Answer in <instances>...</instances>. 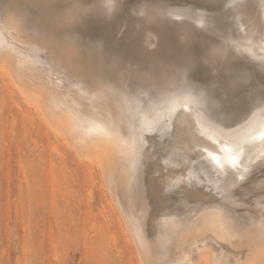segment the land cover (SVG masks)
<instances>
[{
	"label": "rangeland",
	"instance_id": "1",
	"mask_svg": "<svg viewBox=\"0 0 264 264\" xmlns=\"http://www.w3.org/2000/svg\"><path fill=\"white\" fill-rule=\"evenodd\" d=\"M100 1L0 0V65L3 61L10 63L17 68L19 78L32 82L29 87L43 90L50 112L59 113L67 106L71 115L82 118L90 127L94 126V115L107 114L127 103L135 104L136 116L149 113L153 103L139 78L156 82L171 70L181 74L187 86L198 90L202 100L197 104L202 111L215 110V115L206 113L231 128L251 110L254 99L264 96V15L260 11L247 15L243 5L252 0H120L121 7L113 13L104 11ZM139 4L147 12L138 13ZM192 6L199 9V15H193ZM151 32L159 34L153 44L145 39ZM13 84L0 69V264H141L145 256L122 213V182L116 180L110 185L102 180L105 178L99 168L79 158L67 141L58 142L38 118V104L37 114L33 104L29 110L19 85ZM84 100H93L91 106ZM188 102L180 99L174 111L157 117L156 130L146 132L143 183L150 204V240L163 230V212L183 207L178 201L181 194L193 205L203 199L214 201L218 196L184 182L185 171L201 157L200 152L222 159L229 150L225 140L199 126L192 112L194 105ZM56 142L61 144L60 153L54 149ZM244 151V145L238 147L235 157ZM260 162L264 163V157L253 165L244 162L237 166L252 174ZM245 184L254 189V183ZM248 209L254 210L243 205L238 211L245 213ZM219 242L231 252L232 259L240 250L242 255L247 253L246 247L238 249L227 241ZM211 243L220 248L218 242ZM89 247H93L92 252ZM172 247L166 242L155 249L157 262L149 263L173 264L176 255ZM197 252L194 258H198ZM55 253H59L58 258Z\"/></svg>",
	"mask_w": 264,
	"mask_h": 264
},
{
	"label": "bare ground",
	"instance_id": "2",
	"mask_svg": "<svg viewBox=\"0 0 264 264\" xmlns=\"http://www.w3.org/2000/svg\"><path fill=\"white\" fill-rule=\"evenodd\" d=\"M100 2H101L100 4H102L101 6H103V10L106 11L107 13H111V12L113 13V11L121 7L120 0H101ZM136 7L141 8L137 11L138 13L147 12L145 7L142 8L141 4H139ZM156 8H153V9L155 10ZM243 8L246 10L247 15H250L251 13L255 14L257 13V11H260L264 15V0H252L251 2L244 4ZM17 9H18V6H17ZM134 9L135 8H133V10ZM190 10L193 13V15L200 14L199 9L195 6H192ZM13 33L15 32L13 31ZM151 33L152 35L145 37V39L147 43L153 44L154 39L157 38L159 34L157 32H151ZM4 37L5 36H3V39ZM2 41H1V44H2ZM11 49L14 50V48H11ZM8 52H9V49H8ZM8 52L6 54H8ZM14 54L17 55L16 53ZM104 60H101V61H104ZM24 61L25 60L21 62L23 63ZM0 69L2 73H5V75L9 77L11 82L19 85L18 86L19 89L18 88L17 89L19 90L22 97L26 99L25 101H28V103L27 102L26 103L29 104L30 106V108L28 107L29 110H32L33 105H34L33 109H35L34 111L35 113L39 109L38 118H40L42 121L45 122L46 128L51 133L54 134V136L58 139V142H60V140L67 141L75 149V151L77 152L76 155H78L79 158L81 159L83 158L85 161H87L90 167H98L99 168L98 170L101 172V174H103L105 178L103 179L101 177L102 180H106L110 185L113 184L116 180H120L122 182L121 183L122 185L121 197H122V204L124 207V210H123L124 212L122 211L121 212L125 214L124 217L126 218V222L130 229L131 236L135 239L134 241L138 243V245L140 246L142 250L141 252L143 253V256H145V259L143 258L140 259L141 264H150L151 262L156 260L157 256H155L153 251L159 247H163L166 242L167 243L171 242L173 246L175 247V248L174 247L171 248V249L174 248L175 252H173V254L175 253L176 255V257H174L175 259L172 258L174 259L173 264H264V163L260 162L257 165L256 170H254L252 174L248 173L247 171L241 170L240 169L241 166H237L238 163L242 164L244 162H247L250 165H253L254 162L256 161L258 162L261 158L264 157V96L254 99V101H252L253 104L251 105L249 103L248 105H250L251 110L248 111L246 115L244 114L245 117H243V119L239 121V124L237 126L231 128V127H228V125L225 126L226 124L223 125L220 122L215 121L218 117L217 118L215 117L216 119L214 120V116H213V118L211 119V115L209 116L208 114L212 111L207 112L208 109L205 110V112L202 111L203 107L201 108L197 104L199 100H202L201 96L198 93V90H193L192 88L187 86L181 74H175L172 70L167 71L166 73H164L162 79L160 78L161 79L160 81H156L157 80L156 79L155 80L156 82H154L152 79L151 81L148 79L145 80V78L144 79H141V77L139 78L138 76L140 75L135 74L134 72L136 71H134L133 73L140 79V81L142 80L141 83L140 81H137V82L142 84V86L144 87L143 90L147 93V95L151 99V102L153 103L152 110L149 107L151 112L142 113V115L136 116L138 112L137 114L135 113L136 112V110H134L135 104H133L134 105L133 106L132 104L127 103L126 105H121L118 108L115 107L111 111L109 110L107 114L102 115L100 113V114L94 115L95 122L91 120L94 126L90 127L88 124L85 123V121L82 118L73 116L74 114L71 115L69 112V108L67 106H63L59 113L50 112L48 109L49 104H48L47 96L44 93V91L39 88H31L33 85L29 87V85L32 82L28 84L27 82L19 78L17 74L15 73V69L17 68L13 69L10 63L3 61L0 65ZM141 69L144 70L143 68ZM141 73H142L141 74L142 76L143 71H141ZM145 74L147 75L149 73H145ZM130 78H133V77H130ZM257 79H259V77ZM34 81L38 82L36 80ZM134 81L136 80L134 79ZM128 89H130V87H128ZM113 91L114 90H112V92ZM66 92H69V90ZM124 93L126 94V91H124ZM134 93H130V94L132 95ZM60 94L62 95V93ZM116 94L118 93L116 92ZM102 95L104 96V94ZM1 96H2V93H1ZM81 96L82 95H80V97ZM148 96H146L147 100H148ZM180 99H185L193 103L194 105V110L192 111L194 112L193 116L195 117L194 119H196V122L200 124L199 126H203V128L209 129L211 133L225 140V142L229 146V150L226 153L224 152L222 159H218L215 156L211 157L210 154H204L203 152H200L201 157L193 161V163L189 165L190 169L186 168L187 172L185 171L184 173L185 176L183 175L185 178H187V182L186 180L184 182L188 184H193V186L195 185L196 187L200 189L199 191H203L206 194L207 192L217 193L218 196L216 200L215 198H214V201H211V198H210V201L209 200L204 201L205 199H203V201H197L195 205H193L191 201L189 202V200L183 198L181 194V198L178 201H180L183 204V207L175 211L173 210L164 211L161 216V224H162L163 230H161L159 234L153 240H150L147 235V231H148V219L147 218L149 216L150 204L145 195L144 191L146 190L144 188L145 186L143 183V168H144L143 167V164H144L143 153L145 150V146L147 145L146 144V138H147L146 132L155 129L159 124L157 123V117L160 116L165 111L168 112L172 108L175 109L174 107L177 105V103H179ZM11 100L12 99H10L9 101ZM65 101L67 102L66 99ZM92 101L93 100L88 101L90 102L89 103L90 106L92 104L91 103ZM4 102H5L4 105H7L6 104L7 101L4 100ZM85 102H87V100ZM206 102H209V101H206ZM249 102L251 101L249 100ZM36 103L39 106L37 110H36L37 108ZM78 103H80L81 105V99ZM112 103L113 102H111L110 105ZM59 104L61 103L59 102ZM200 105H202V103ZM144 106H142V109L147 110L146 108H143ZM146 106L148 107L149 105H146ZM179 106L178 108H180ZM1 109L2 108H0V111ZM173 109L172 111H174ZM223 110H221L220 108V111H223ZM5 111H7V109ZM91 112L92 111L90 110V113ZM91 114L93 115V113ZM86 115H88V113ZM214 115H215V112H214ZM219 116L222 117L223 116L222 113L221 115L219 114ZM30 118L33 120L32 117ZM167 120H170V119H167ZM168 125H171V124H168ZM167 127L170 128L169 126ZM160 128L162 127L160 126ZM200 128L201 127H199V129ZM147 134L152 135V133L150 132ZM165 135L166 136L164 138L167 137V134ZM196 136H197V133H196ZM206 144L208 143L206 142ZM242 145L245 146V151L239 154L237 157H235L236 154L234 153V150L237 149L238 147H241ZM60 148H61V144L56 142V146L54 149L60 153L61 152ZM235 160H238V161L236 162ZM246 182H249L250 184L254 183V186H253L254 189L250 188V186H247L249 184H245ZM108 183H105V184L107 185ZM110 188H108V190ZM112 190H114L113 192H115L116 189H112ZM118 197L119 196H117L116 198ZM243 205H249L250 207H253L254 210L248 209L245 213H241L238 210ZM119 206L121 205L119 204ZM120 209L122 210V208ZM205 235L210 236L209 240L210 238L213 239L211 242H214V241L218 242L220 248H216L213 243L208 241ZM114 239H116V237H114ZM222 240L227 241L232 247H235L238 249L246 247L247 253H245V255H242L243 252L242 250H240V252L238 251L239 253L233 254V256H235L233 259L230 258L231 252H229L228 249L222 243L219 242ZM91 245L93 246V243ZM187 247L189 248V250H187L188 249ZM89 249L90 250L88 251L92 252L91 250H93V247L92 249L89 247ZM56 251H57V247L54 252ZM195 251H198L197 252L198 258H194L193 256L194 255L193 253ZM56 254L57 253H55V255ZM58 255L59 253L57 254V258H58ZM169 257L171 258V256ZM155 262H157V260Z\"/></svg>",
	"mask_w": 264,
	"mask_h": 264
}]
</instances>
